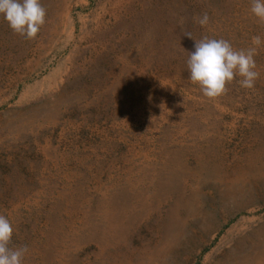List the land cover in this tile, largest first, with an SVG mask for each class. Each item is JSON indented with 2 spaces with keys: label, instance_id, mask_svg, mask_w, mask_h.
Segmentation results:
<instances>
[{
  "label": "rangeland",
  "instance_id": "rangeland-1",
  "mask_svg": "<svg viewBox=\"0 0 264 264\" xmlns=\"http://www.w3.org/2000/svg\"><path fill=\"white\" fill-rule=\"evenodd\" d=\"M41 3L34 38L0 16V214L23 264H264L251 0ZM255 36L253 88L188 78L195 40Z\"/></svg>",
  "mask_w": 264,
  "mask_h": 264
},
{
  "label": "clouds",
  "instance_id": "clouds-1",
  "mask_svg": "<svg viewBox=\"0 0 264 264\" xmlns=\"http://www.w3.org/2000/svg\"><path fill=\"white\" fill-rule=\"evenodd\" d=\"M251 13L264 21V0H251ZM0 16L14 32L34 38L45 23L46 9L41 0H0ZM201 26L208 24L204 13L197 17ZM182 24L183 21L181 20ZM191 37L190 33H185ZM253 47L236 49L226 39L204 37L195 40L194 51H188L187 71L191 82L199 85L202 93L213 98L224 93L226 85L240 77L238 83L243 88H253L260 73L256 70L255 56L261 45V37L252 38ZM14 228L10 218L0 214V264H23L28 253L27 246L10 247Z\"/></svg>",
  "mask_w": 264,
  "mask_h": 264
}]
</instances>
